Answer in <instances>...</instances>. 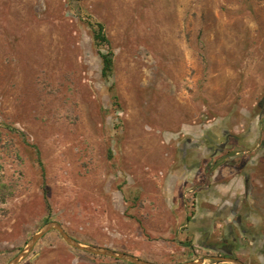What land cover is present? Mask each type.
<instances>
[{
    "label": "rangeland",
    "instance_id": "obj_1",
    "mask_svg": "<svg viewBox=\"0 0 264 264\" xmlns=\"http://www.w3.org/2000/svg\"><path fill=\"white\" fill-rule=\"evenodd\" d=\"M51 221L158 264H264V0H0V264ZM20 264L131 263L52 230Z\"/></svg>",
    "mask_w": 264,
    "mask_h": 264
},
{
    "label": "water",
    "instance_id": "obj_2",
    "mask_svg": "<svg viewBox=\"0 0 264 264\" xmlns=\"http://www.w3.org/2000/svg\"><path fill=\"white\" fill-rule=\"evenodd\" d=\"M52 230H58L68 244L81 251H85L96 255L109 256L118 260L129 262L131 264H158L149 260L142 259L136 255L124 251L115 250L109 247L88 245L82 243L79 240L72 237L65 230L64 226L58 221H51L44 224L36 233H34L31 239L27 241L26 245L21 249V251L18 252L15 255V257H13L7 264H20L24 259H26L30 255V253L33 251L38 241L44 235H46L48 232ZM207 259L214 260L215 262H223L229 264H248L243 260H241L240 258L230 255H211L208 257L197 258L176 264H204Z\"/></svg>",
    "mask_w": 264,
    "mask_h": 264
},
{
    "label": "trees",
    "instance_id": "obj_3",
    "mask_svg": "<svg viewBox=\"0 0 264 264\" xmlns=\"http://www.w3.org/2000/svg\"><path fill=\"white\" fill-rule=\"evenodd\" d=\"M91 25L93 27L94 43L99 48V55L102 59V75L108 78L113 74L115 61L110 51H103L102 49L110 44V39L105 31V25L102 22H93Z\"/></svg>",
    "mask_w": 264,
    "mask_h": 264
},
{
    "label": "flooded vegetation",
    "instance_id": "obj_4",
    "mask_svg": "<svg viewBox=\"0 0 264 264\" xmlns=\"http://www.w3.org/2000/svg\"><path fill=\"white\" fill-rule=\"evenodd\" d=\"M249 181H250L249 178H248V179L246 178V183H249ZM226 246H227V245H225L224 247L222 246V247H223V249H224L225 251H227V253L218 252L219 255H232V254H230V250H229L228 247H226Z\"/></svg>",
    "mask_w": 264,
    "mask_h": 264
}]
</instances>
